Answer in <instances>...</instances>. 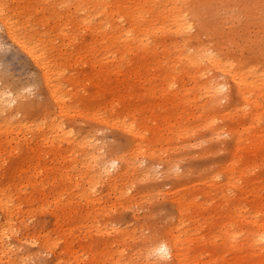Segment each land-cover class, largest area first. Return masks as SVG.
Listing matches in <instances>:
<instances>
[{
	"label": "bare ground",
	"instance_id": "bare-ground-1",
	"mask_svg": "<svg viewBox=\"0 0 264 264\" xmlns=\"http://www.w3.org/2000/svg\"><path fill=\"white\" fill-rule=\"evenodd\" d=\"M262 6L264 0H0V29L38 68L52 108L45 119L28 116L23 97L0 92V264L44 255L51 259L43 264H141L157 243H166L160 255L169 264H264V175L254 181L251 173L264 167V29L250 35L248 28L263 21ZM71 65L88 70L72 75ZM76 117L128 140L104 160L88 132L68 126ZM201 131L206 141L227 137L225 160L195 177L206 186L202 199L185 181L198 167L174 176L178 159H163L174 214L161 241L111 225L113 213L147 195L130 193L147 176L136 160L177 155ZM254 183L263 190L253 192L258 211L250 216L245 190ZM44 215L53 218L50 226H41Z\"/></svg>",
	"mask_w": 264,
	"mask_h": 264
},
{
	"label": "rangeland",
	"instance_id": "rangeland-1",
	"mask_svg": "<svg viewBox=\"0 0 264 264\" xmlns=\"http://www.w3.org/2000/svg\"><path fill=\"white\" fill-rule=\"evenodd\" d=\"M263 21L259 22V25L256 23L249 25V31L250 35H253L259 30L264 29V18ZM240 20H236L235 27H237L239 30L242 28V24L239 22ZM236 22L238 24H236ZM261 23V24H260ZM254 26V27H253ZM259 26V27H258ZM263 26V27H261ZM261 28V29H260ZM237 29V30H238ZM238 30V31H239ZM195 30L192 32L193 34ZM203 41V39H202ZM205 41V40H204ZM16 46L11 42V40L8 38V36L4 33L3 30L0 29V92L9 94L8 97L13 98L12 96L20 95L24 103H26V109L27 115L32 116V114H37L40 118L45 119L46 113H48L52 108L51 105L46 98V94L44 91L43 86L40 82L39 77V70L35 66V64L24 54H22L18 49L15 48ZM232 49H236V45L234 44ZM248 56V52L244 51L243 55H241V60H245ZM260 64H264V57L261 56L260 60L258 61ZM73 63V62H72ZM70 69H72V75L83 73L85 74L87 69V66H77V65H71ZM25 89H29V91L25 92ZM6 91V92H5ZM14 96V97H15ZM225 102L222 103V105L219 107V110L224 107ZM28 107V108H27ZM13 112V116L16 118H22V116H25L24 114L21 115V112L17 114ZM222 125L219 123V126ZM68 126L74 131V132H88L90 136L94 140V144L96 143V151L95 152L99 155H102L101 157H104L103 159L108 161H111L114 158V153L112 152V148L118 143V142H126V137L112 129L107 128H100V126L93 125L88 126L86 121L83 118L76 117L72 121L68 123ZM95 126L97 127L95 129ZM93 127V128H92ZM95 129V130H94ZM93 130V131H92ZM92 131V132H91ZM200 134L194 136V141L198 145L202 144L201 146L195 144L193 142V139L187 141L188 144L186 147L187 150L179 151V153L176 155H170L168 153H164L162 157L155 159V161H150L147 159H144L142 157H139L136 160V164L140 165L138 166V170H145V176L144 179L140 182H136L134 185H130V193L132 195H135L134 193L139 192L141 190H144L145 198L141 203H137L132 205L131 207H128V209L118 210L117 212L113 213L109 218H105V221L113 226L120 227V228H127L129 232H134L136 235L144 241L151 240L150 244H156L157 242L161 241V236L164 229L171 225V217L174 214V207L171 204L170 200L172 197V188H173V181H169L166 176L162 173L164 169V164L160 165L163 159H178L176 160V166L174 167V176L176 174H183L187 175L190 168L193 166L198 167V172H201L199 175L193 174L191 172L190 175L187 176V179L185 181H188V185L186 186L189 190H194L196 197H198L200 200L202 197L200 196V193L204 192L206 189V186L203 182L196 181V178H198L201 174L205 173L211 170L212 166L218 163H221L226 158V151H224L225 147V141L227 137H223L226 135H221L215 140L206 141L204 138H206L207 134L206 131L199 132ZM201 138V139H200ZM202 138L204 140H202ZM226 138V139H225ZM202 142H201V141ZM219 140V142H218ZM225 140V141H223ZM200 141V142H199ZM221 141V142H220ZM206 142V143H205ZM189 143H192L189 145ZM205 143V144H204ZM193 145V146H192ZM195 145L197 146L195 148ZM100 149V151H99ZM108 152H107V151ZM111 150V152H110ZM106 152V153H105ZM113 154V156H111ZM105 155V156H104ZM111 156V158H109ZM170 157V158H169ZM147 160L145 164L141 163L139 159ZM162 158V159H161ZM138 161V163H137ZM157 161V162H156ZM149 162V164H148ZM165 162V160H163ZM162 162V163H163ZM156 163V164H155ZM159 163V164H158ZM158 164V165H157ZM145 167H144V166ZM148 165V166H146ZM153 165V166H152ZM156 165V166H155ZM160 165V166H159ZM112 166V165H109ZM150 166V167H149ZM143 167V168H142ZM141 168V169H140ZM162 169V170H161ZM112 172V171H110ZM160 172V174H159ZM262 172V175H264V167L256 168L251 173H253L252 178L254 181H257V177H259L260 173ZM152 173V174H151ZM150 176V178H148ZM152 176V177H151ZM197 176V177H196ZM196 177V178H195ZM245 179L243 181H240L239 184H243L247 180V176H244ZM224 177L220 176L218 178V181H223ZM152 186V187H151ZM263 188L262 183H254L247 187L245 190V197L247 199V203L249 206L245 207V215L248 214L250 216H253V210H257L256 208L251 207L252 204H250V199L252 198V194L255 190L262 191L263 189H259L258 187ZM102 187V188H101ZM100 188V190H99ZM98 188V192H104L106 190V185L102 184ZM148 190L149 195H148ZM154 191V193H153ZM210 191V190H208ZM152 192V193H151ZM211 192V191H210ZM231 194L230 191H227ZM235 193V192H233ZM153 194V195H152ZM150 196V197H149ZM148 197V198H147ZM244 198V199H246ZM123 214V218H119L118 216ZM53 218L49 215L42 216V219L40 220V224L42 227L50 226ZM112 222V223H111ZM115 224H114V223ZM118 223V225H117ZM122 226V227H121ZM161 233V234H159ZM150 235V237H149ZM160 236V237H159ZM144 237V238H143ZM145 238H149V240H146ZM155 239H157L155 242ZM160 239V240H158ZM136 244L137 242L134 241ZM63 244V243H61ZM60 244V245H61ZM130 244L132 243V240H130ZM74 249H79L80 244L78 242H74V245H72ZM27 250H25V253ZM144 258V256H143ZM140 257L139 261L141 264H146V261L148 259H152V261L155 260V257L147 258L146 261ZM40 259V260H38ZM51 257L48 255H44L42 257L36 256L29 258V263L27 264H43L46 262H49ZM143 259V261H141ZM39 262V263H38ZM150 261L148 260V263ZM171 262L170 258L167 257L165 259V263L169 264ZM243 264L246 263V260L244 262H241ZM139 264V262H138Z\"/></svg>",
	"mask_w": 264,
	"mask_h": 264
},
{
	"label": "snow or ice",
	"instance_id": "snow-or-ice-1",
	"mask_svg": "<svg viewBox=\"0 0 264 264\" xmlns=\"http://www.w3.org/2000/svg\"><path fill=\"white\" fill-rule=\"evenodd\" d=\"M264 7V6H262ZM188 30L192 29V24L187 25ZM264 43V42H262ZM207 55H212V53H207ZM29 91V89H25V92ZM264 240V237H261ZM168 249L166 243H157L156 247L152 248L150 251V255L155 257L154 261H150V264H165V260L160 255L163 253L165 256L167 255ZM27 264V262H26Z\"/></svg>",
	"mask_w": 264,
	"mask_h": 264
}]
</instances>
